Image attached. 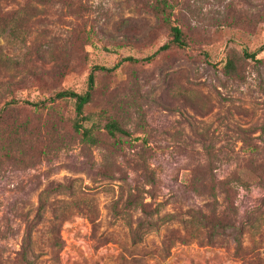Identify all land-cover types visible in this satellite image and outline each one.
I'll return each mask as SVG.
<instances>
[{
	"label": "rangeland",
	"instance_id": "1",
	"mask_svg": "<svg viewBox=\"0 0 264 264\" xmlns=\"http://www.w3.org/2000/svg\"><path fill=\"white\" fill-rule=\"evenodd\" d=\"M155 1L0 0V264H264V0H172L145 61ZM128 56L84 111L129 135L83 142L55 94Z\"/></svg>",
	"mask_w": 264,
	"mask_h": 264
},
{
	"label": "trees",
	"instance_id": "2",
	"mask_svg": "<svg viewBox=\"0 0 264 264\" xmlns=\"http://www.w3.org/2000/svg\"><path fill=\"white\" fill-rule=\"evenodd\" d=\"M172 0H158L155 3L150 4V10L152 14H154L160 21H162L169 29L170 40L167 43L161 45L156 52L153 54L142 58L141 60L150 61L157 53L165 51L169 49L172 45L176 47H183L185 46V39L183 36V32L179 26L173 25L171 21V14L174 9ZM14 20V19H13ZM12 22V21H9ZM6 21L3 17L0 16V28H6ZM12 29L15 27L13 24L9 25ZM264 49V44L258 48V51ZM247 58H254L255 53H244ZM140 59L133 58L131 56L124 57L118 63L114 64L111 67H105L102 65H94L91 69V72L88 74L86 79V88L83 91L77 92L73 89H64L57 92L54 98L59 100H73L74 101V112H75V120L72 123L73 129L80 133L83 142L96 144L98 142V138L93 135V129H103L105 133L110 136L114 137L116 135H126L128 136L129 133L125 130L119 121L111 115L107 113V111L102 110L96 115L95 119L91 118V115L85 114V107L93 101V90L95 84V74L96 72L101 73H111L112 71L119 68L123 62H137ZM0 67L7 68V62L0 59ZM234 70V63L232 60H227L226 64L224 65V71L226 74H231ZM32 104L36 107H40L43 105V101L32 102ZM98 121H103L102 125H96ZM86 124H90L89 127ZM45 191L40 194V202L43 201L42 205L45 203ZM26 243V244H25ZM30 243V235L26 242L24 241L21 246V251L17 253L18 258L17 261L21 264H25L28 262L27 259V249L28 244ZM25 244V245H24Z\"/></svg>",
	"mask_w": 264,
	"mask_h": 264
}]
</instances>
